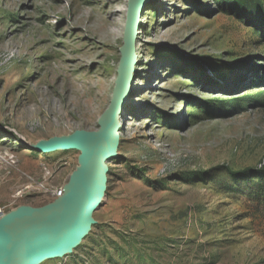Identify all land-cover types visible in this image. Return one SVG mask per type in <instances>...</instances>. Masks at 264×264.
I'll list each match as a JSON object with an SVG mask.
<instances>
[{
    "label": "rangeland",
    "instance_id": "rangeland-1",
    "mask_svg": "<svg viewBox=\"0 0 264 264\" xmlns=\"http://www.w3.org/2000/svg\"><path fill=\"white\" fill-rule=\"evenodd\" d=\"M127 2L0 0V207L28 176L59 187L78 167L77 151L33 145L98 130ZM256 8L264 18V0ZM110 11L120 42L89 45L79 19ZM262 18L231 0H149L103 205L70 255L42 264H264ZM87 75L104 82L102 100L56 125L29 115L37 95ZM46 203L41 191L18 205Z\"/></svg>",
    "mask_w": 264,
    "mask_h": 264
},
{
    "label": "water",
    "instance_id": "water-1",
    "mask_svg": "<svg viewBox=\"0 0 264 264\" xmlns=\"http://www.w3.org/2000/svg\"><path fill=\"white\" fill-rule=\"evenodd\" d=\"M149 0H128L120 60L112 99L98 120V130H78L33 145L39 153L79 152L78 167L62 195L39 207L18 205L0 217V264H42L70 255L95 224L108 188V162L117 156L122 107L136 62V37Z\"/></svg>",
    "mask_w": 264,
    "mask_h": 264
},
{
    "label": "bare ground",
    "instance_id": "bare-ground-1",
    "mask_svg": "<svg viewBox=\"0 0 264 264\" xmlns=\"http://www.w3.org/2000/svg\"><path fill=\"white\" fill-rule=\"evenodd\" d=\"M115 16L116 13L110 11V13L86 15L84 18L79 19V22H85L84 25L82 24V27L86 36H88L87 38H90L89 45L96 47L97 40H99L98 43L104 45H116L120 42V33L115 31ZM92 20H94V25H89ZM140 22L141 20L139 21V26ZM138 36L139 28L137 30L136 42ZM104 92V82L87 75L79 79L69 90L62 94L58 90L50 93H40L31 100L33 107L28 113L32 119H39L43 124L55 123L56 125L57 122L60 124L61 121L66 120L68 117H76L78 111L81 112L86 110L89 105L102 100L105 96ZM122 114L123 111H121L120 117ZM54 152H61V150H56Z\"/></svg>",
    "mask_w": 264,
    "mask_h": 264
},
{
    "label": "built area",
    "instance_id": "built-area-1",
    "mask_svg": "<svg viewBox=\"0 0 264 264\" xmlns=\"http://www.w3.org/2000/svg\"><path fill=\"white\" fill-rule=\"evenodd\" d=\"M63 186L64 184L59 187H45L42 183H35L34 180L32 178H29L28 176L27 183L20 186V188L13 193L11 199L5 205L0 207V217L7 213L9 210L18 206L21 199H23V197H26L27 194L31 195L35 192L40 193L42 191V195L47 200V203L51 202L62 195Z\"/></svg>",
    "mask_w": 264,
    "mask_h": 264
},
{
    "label": "trees",
    "instance_id": "trees-1",
    "mask_svg": "<svg viewBox=\"0 0 264 264\" xmlns=\"http://www.w3.org/2000/svg\"><path fill=\"white\" fill-rule=\"evenodd\" d=\"M231 1H232V5L235 7H238L239 13H242V15H244L245 18H248L249 20H253V19L255 20L257 18L258 19L262 18V17L255 16V13L257 11L256 6L258 7V1L259 0H254V2H251V3L248 0H231ZM260 6H261V4H260ZM262 19H264V18H262ZM110 174H111V170H109V172H108V175H110ZM263 175H264V171L256 173V177L258 178L260 183L262 181H264ZM256 187L257 188L254 191V195L256 197H259V194L262 191H264V188L260 184H258Z\"/></svg>",
    "mask_w": 264,
    "mask_h": 264
}]
</instances>
